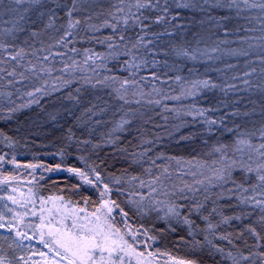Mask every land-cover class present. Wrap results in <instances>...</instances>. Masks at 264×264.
<instances>
[{
    "label": "trees",
    "instance_id": "1",
    "mask_svg": "<svg viewBox=\"0 0 264 264\" xmlns=\"http://www.w3.org/2000/svg\"><path fill=\"white\" fill-rule=\"evenodd\" d=\"M119 2L77 0L73 17L79 19L81 24L72 30L73 36L68 37L67 47L50 46L67 28L66 13L72 7V0H42L39 6L29 5L31 10L25 25L32 31L43 26L46 33L41 39L45 40V45L43 40H37L40 43L27 44L24 48L30 53L43 46L46 51L37 52V55L42 57L51 52L45 64L55 69L62 68L64 62L70 63L69 58L83 65L86 49L107 55V37H113L112 42L119 44V51L123 52L125 43L134 41L137 35L144 33L131 22L125 26L123 14H116V19L109 15L110 12L115 13ZM152 3L154 7L142 10L143 17H146L144 23L148 25L145 40L153 42L148 49L142 50L149 63L135 77L148 78L142 82L144 91L150 92L155 86L169 96L181 95L182 86L190 88L191 81L205 79L217 87L200 88L193 96L162 100L160 105L144 102L125 105L117 99L112 88L101 85L93 87L85 83V76L129 77L124 66L129 57L123 55L107 60V67H97L95 73L90 68L67 75L54 71L52 76H43L39 81L33 77L8 87L4 85L11 78L5 77L0 81V91L11 92L12 95L0 97V156L5 157V161L0 163V174L11 175L14 169L23 171L25 165L30 164L40 167L34 173V177H37L35 184L0 180L5 181L0 183V216L3 217L0 223H12L19 230L38 235L27 227L38 223L36 217L31 215L29 205L26 209L7 199L12 195L22 202L27 198L29 188L39 196H63L66 201L78 202L81 206L84 198L88 197V208L91 210L99 202L98 190L66 177L67 174H74L66 171L67 168H79L90 175L91 169L95 168L104 181L113 187L112 198L117 199L127 210L126 197L117 195L115 189L130 188V185H113L112 177L127 180L130 176H140L147 180L149 177L145 169L151 167L150 159H156L161 154L165 158L183 160L212 159L214 154H208L213 147L232 144L241 134L255 133L252 136L253 143L262 142L259 130L264 127V64L260 58L264 55V49H261L258 40L250 39L261 35L260 22L256 19L258 12L245 9L242 3L239 7L230 6V0H158V3L152 0ZM127 4L128 0H125V13ZM50 10H54L55 14L53 27L46 28L49 16L53 15ZM41 11L45 13L43 17L39 16ZM157 17L164 19L157 23ZM3 19L5 23L0 24V27L11 26L7 21L12 17L6 15ZM105 21L117 24L116 31L106 26ZM121 34L126 38L124 42L119 41ZM250 43L252 47H249ZM15 45L22 47L20 43ZM72 48L77 49V52H71ZM214 48L218 50L212 51ZM179 49H187L196 58L178 56L176 51ZM234 52L248 54L238 55ZM29 59L36 62L35 56H27L25 62ZM153 59L157 61L155 66L152 65ZM100 63L99 60L95 61L97 65ZM89 65H92L91 61ZM152 72L160 75L161 79L153 81ZM245 72L252 74L245 76ZM176 76L182 77V80L177 82ZM56 77L63 79L56 80ZM65 79L69 81L67 85L63 82ZM44 80L48 82L45 93H36L34 97L26 95ZM245 80L249 83L245 84ZM229 85L234 87L230 88ZM151 98L160 97L153 94ZM165 104L170 109H177L179 114L166 111ZM9 109L15 111L10 112ZM200 111L204 112L203 116L198 114ZM122 118L131 123L118 127ZM209 120H215L216 124L209 125ZM145 151L147 155L141 157L139 154ZM13 157L16 163H10ZM168 163L167 159H156L157 166ZM171 163L175 169V162ZM56 165H60V168L56 169ZM153 171L156 172V169ZM233 178L237 184L243 183L245 187L256 183L254 174L236 171ZM184 179L191 180V177L186 176ZM233 187L228 183L222 188H213L207 193V200L203 192L197 193L194 198L192 193H186L187 198L174 197V202L180 206L179 217L165 218L163 210L148 213L150 215L130 213L129 223L135 228L143 226L149 229L148 234L156 237L151 242L159 253L195 260L197 264H232L226 256L228 251L235 255L238 250H242L247 254L249 246L257 242L246 230L247 227H255L264 235V226L259 223L264 213L251 204L240 203L239 192L227 191ZM12 188H16L15 193L11 191ZM138 190L147 194L144 189ZM21 193L24 195L21 196ZM196 203L203 204V207L195 210ZM145 204L148 202L145 201ZM25 211H28V215H23ZM17 213L23 217V223H19ZM237 216L240 219L223 222L224 217ZM185 217L191 223H185ZM205 217L218 227L209 231ZM240 233L243 236L237 239ZM221 235H230L236 247L227 240L219 239ZM209 240L212 244L208 243ZM213 244L223 248L224 252H218L212 247ZM160 256L168 259V256Z\"/></svg>",
    "mask_w": 264,
    "mask_h": 264
},
{
    "label": "snow or ice",
    "instance_id": "2",
    "mask_svg": "<svg viewBox=\"0 0 264 264\" xmlns=\"http://www.w3.org/2000/svg\"><path fill=\"white\" fill-rule=\"evenodd\" d=\"M241 3L245 9L250 11L256 10L258 12L256 19L260 22L261 35L250 39L258 40L259 46L261 49H264V0H230V6L235 5L239 7ZM25 4L39 6L42 4V0H0V24L5 23L3 18L6 15L12 17L11 20L7 21V23L11 24V27H0V53L6 54L0 55V81H3L5 77L11 78L7 80L6 85H4L5 87L14 86L33 77L39 81L43 76H52L54 71L67 75L75 71L83 72L85 68H90L95 73L97 67H107L105 63L107 60L116 59L121 55L129 57L124 62V66L129 72V77L104 76L100 78L99 76H85L84 81L85 83L92 84L93 87L101 85L112 88L116 93L117 99L125 105L132 103L139 105L142 102L149 105H160L162 100H180L182 96L195 95L196 90L200 88L217 87V85L205 79L191 81L190 88L182 86L181 95L169 96L162 93L155 86H153L150 92L144 91L142 82L147 81L148 78L140 77L136 79L135 77L138 71L141 68L147 67L149 63L145 58V54H142V50L148 49V46L153 42L145 40V30L148 25L144 23L146 17H143L142 10L154 7L152 0H128L126 13L124 7L125 0H120L119 5L115 7V13H109L114 19L117 18L116 14H123L122 22L125 26L131 22L133 26L140 28L141 33H144L137 35L134 41L125 43L123 52L119 51V44L112 42L113 37H107V47L109 49L107 55L86 49L83 65L69 58L71 62H64L63 67L59 69L45 64L49 60L51 52H49V55L42 57L37 55V52L46 51L43 46L29 53L24 47H17L14 43L9 42V38L12 41L17 38V32L25 30L20 26V22L25 19V16L20 14V6ZM76 5L77 0H72V7L66 13L68 17L67 28L50 47H67L69 43L68 37L73 36L72 30L81 24L79 19L73 17V12L77 10ZM30 10L29 8L24 11L28 12ZM50 11H53V15L49 16L45 25L46 28L53 27L55 14L54 10ZM44 15V12H39L40 17ZM163 19L164 17H157L155 22L159 23ZM105 24L112 27L113 31H116L117 24H109L107 21H105ZM89 27L95 26L89 25ZM249 31H252V29H249ZM30 35L35 38L40 33L32 31ZM125 39L124 35L121 34L119 36V41L124 42ZM23 43L28 44V40L25 39ZM252 46L250 43L249 47ZM217 50L216 48L212 49V51ZM70 51L75 53L77 49L72 48ZM176 54L190 59L196 58L187 49H179L176 51ZM233 54L247 55L248 53L234 52ZM29 55L36 57L35 63L31 59L25 62L26 57ZM56 55L65 56L67 53H56ZM260 59L261 63L264 64V55ZM96 60H99L101 63L99 65L95 64ZM89 61L92 62V65H89ZM12 62L15 63L13 64ZM156 64L157 61L153 59L152 65L155 66ZM6 65L9 67H6ZM252 71H255V69ZM251 74V72L244 73L245 76H250ZM55 79L60 80L63 77H56ZM151 79L156 81L160 80L161 77L156 72H152ZM93 80L95 81L94 83ZM175 80L180 82L182 77L176 76ZM63 82L65 85L69 83L66 79ZM47 83V80H44L39 86H35L33 91L27 92L26 95L34 97L36 93H45ZM244 83L248 84L249 82L245 80ZM228 87L231 88L234 85H229ZM153 94L160 98L152 99ZM5 95L10 97L12 93L0 91V97ZM164 109L179 114L177 109H170L166 104L164 105ZM9 111H15V109H9ZM198 114L203 116L204 112L200 111ZM129 123H131L130 120L122 118L118 127L122 128ZM207 123L213 125L216 124V121L209 120ZM259 133V138L262 142L258 144L253 143L252 140V136L255 133H249L239 135L232 144H220L213 147L212 151L208 154L209 156H213L214 154V158L212 159L193 158L191 160H183L175 157L165 158L161 154L156 159H167L169 163L157 166L156 159H150L151 167L145 169V174L149 177L147 180L142 179L140 176H130L127 180H124L122 177H112L111 181L113 185L118 186L122 183L130 185V188L117 187L115 189L117 195L126 197L127 210L121 206V203L117 199L112 198L113 187L104 181L100 172L95 168L91 169V175L89 172L79 168L66 169L69 173H74L78 176L84 184L91 185L98 190L100 201L91 210L88 208V197L84 198L83 206H81L78 202L66 201L63 196H48L47 198L39 196L32 188H29L27 198L22 202L12 195H9L7 199L11 200L13 204H19L26 209L28 204L32 205L31 215L36 217L38 223L27 225V227H30L34 234H39V242L47 249V252L41 251L38 253L42 258V264H153L157 255L168 256L171 264H197L195 260L177 258L168 253L148 251L147 248L150 245L147 242L155 241L156 237L149 235V229H144L143 226L140 228L133 227L129 223L130 213H144L146 207L145 201H147L148 206L157 210H163L165 218L179 217L180 212L178 209L180 206L174 202V197L187 198L185 194L192 193L194 198L197 193L203 192L205 194L204 198L207 200L209 199L208 192L216 187L222 188L228 183H231L234 187L227 189V191L239 192L238 199L240 203L251 204L259 208L261 213H264V127L259 130ZM6 139L10 138L6 137ZM147 142L151 143V141ZM139 155L141 157L146 156L147 151ZM4 161L5 157L0 156V163ZM172 161L175 162V169L172 168ZM10 163H16L15 157H13ZM17 166L19 167V165ZM25 167L35 169L40 166L30 164L25 165ZM59 168L60 165H56V169ZM154 168L156 172L153 171ZM48 170L52 171L53 169ZM236 171L248 175L254 174L256 183L251 184L249 187H245L243 183L237 184L233 178V173ZM186 176L191 177V180L184 179ZM4 182L0 181V183ZM145 188L148 189L146 195L143 191L138 190ZM11 191L15 193L16 188H12ZM23 195L21 193V196ZM158 197H164L165 199H159ZM37 200H39V208L36 207ZM49 203H51V207H47ZM202 207L203 204L201 203L194 205L195 210H199ZM212 211L215 212L216 209L213 208ZM23 215H28V211H25ZM117 215L120 217L119 221L116 219ZM17 216L20 217L19 223H23V217L19 213H17ZM2 218L0 216V219ZM230 219H240V217H224L223 222H228ZM205 220L208 221L207 229L209 231L218 227V225L211 223L208 217H205ZM184 222L191 223L187 217L184 218ZM259 223L264 226V215L260 217ZM6 226L9 231L15 228V225L12 223L8 225L0 223V228ZM246 230L255 237L256 244L249 246L250 250L247 254L242 250H238L235 255L232 251H228L226 256L231 259L232 264H264V251L259 250L264 249V243H262L264 242V235H261L252 226L247 227ZM16 236L21 238V243L17 245L18 247H23V239L31 240L33 238L28 236L26 232L19 231L18 229L16 230ZM242 236L243 233H240L236 238L240 239ZM141 237H144V239ZM218 238L227 240L229 244H233L230 235H221ZM205 239L207 240V237ZM208 243L212 244L210 240ZM142 244L145 245L143 249L141 248ZM245 245L247 246V241H245ZM212 247H215L218 252H224L223 248L216 247L214 244ZM233 247L236 246L233 244ZM253 248L256 250H251ZM35 254L33 252V255ZM29 259H26L24 256L16 257V264H29ZM0 264H13V262L6 256L0 255ZM34 264H41V261L34 262Z\"/></svg>",
    "mask_w": 264,
    "mask_h": 264
},
{
    "label": "rangeland",
    "instance_id": "3",
    "mask_svg": "<svg viewBox=\"0 0 264 264\" xmlns=\"http://www.w3.org/2000/svg\"><path fill=\"white\" fill-rule=\"evenodd\" d=\"M30 7L31 6H29L28 4L20 6V14H23L25 16V19L20 22V26H22L25 30L22 32H17L16 33L17 38L14 41H12L9 38V42L14 43V44L20 43L21 44L20 46L26 47L27 44L23 43V41L25 39L28 40L29 45H32L34 42L40 43V42H37V40H39V41L43 40L41 38L43 36H45V33H46L43 26H39L38 29L35 30V31L39 32L40 35L33 38L30 35L32 30H29V28L25 25L26 17L28 16L29 11L25 12L24 10L29 9ZM9 27H11V26H9ZM44 45H45V40H43V46ZM41 47H39V48H41ZM37 169L38 168L32 169V168H28V167L23 169V171L20 169H14V171H12L11 175L6 176V174H3L4 175L3 176L0 174V180H5V181L6 180H12L14 182L16 181L17 184L21 183L24 185L35 184L37 182V179H36L37 177H34V173L37 171ZM1 176H3L5 179L1 178ZM66 177L74 178L77 182H79L85 186L87 185V184H84L83 181L80 180V178L78 176H76L75 174H67ZM87 186H89V185H87ZM144 190H146L148 192L147 188H145ZM18 201H20V199H18ZM99 201H100V197H99ZM28 205H29V208L32 209V205L31 204H28ZM36 207L39 208V201L37 202ZM47 207H51V203H49L47 205ZM31 209H30V211H31ZM150 212L156 213L157 209H154V208L148 206V204H146L145 211L143 214H148ZM148 215H150V214H148ZM116 219H117V221H119L120 217L117 215ZM2 224H5V223H2ZM5 225H8V224H5ZM16 230H17L16 227L12 231H9L7 226L4 228H0V255H4L9 260H12L13 264H16V257H19V256H24L26 259L30 258L29 264H34V262H37V261H41V264H42V258L39 256L38 253L41 251L47 252V249L44 248L43 244L39 242L40 241L39 234L37 233L38 234L37 236H33L30 233L26 232L28 234V236H31L33 238L31 240L23 239L22 240L23 247H18L17 245L21 243V238L16 236ZM19 231H22V230H19ZM22 232H24V231H22ZM141 238L144 239V237H141ZM147 243H148V245H150V247L147 248L148 251L157 252L154 248V244L151 241H148ZM144 247H145V245L142 244L141 248L143 249ZM33 252H35L36 254L33 255ZM166 262H168V264H171V262L167 258L162 257L160 255H157L155 257L153 264H166Z\"/></svg>",
    "mask_w": 264,
    "mask_h": 264
}]
</instances>
